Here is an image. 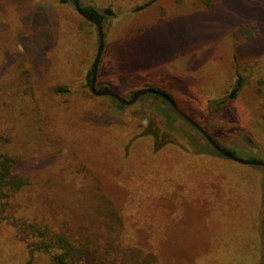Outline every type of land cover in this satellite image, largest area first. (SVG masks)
<instances>
[{
	"label": "rangeland",
	"instance_id": "1",
	"mask_svg": "<svg viewBox=\"0 0 264 264\" xmlns=\"http://www.w3.org/2000/svg\"><path fill=\"white\" fill-rule=\"evenodd\" d=\"M149 1L80 0L101 14L107 8L113 11L102 21L104 47L96 89L108 87L126 99L142 87L165 89L221 146L240 158L264 161V0H221L213 10L198 0L144 5ZM97 42L96 27L76 12L73 0H0V150L22 160L33 181L26 192L30 216L45 217L50 225L65 220L74 231L83 227L80 237L89 249L80 264H102L101 257H110L107 251L113 246L124 264H143L150 255H156L158 264H214L217 245L225 248L219 260L225 255L229 259L226 248L233 231L246 224L247 211L258 217L262 236L263 167H242L220 155L197 129L164 108L174 116L177 139L167 132L166 110L148 94L123 108L108 96L85 100L82 87L90 91L86 71ZM239 76L243 85L231 99ZM60 86L68 93L57 92ZM155 106L161 110L154 115ZM150 127H159V137L177 139L179 150L173 160L151 157L154 169L161 168L168 178L152 173L156 182L139 211L143 220L129 226V240L113 230L116 223L103 225L104 217L94 212L51 206L53 190L45 185L53 179L71 181L87 193L101 182L103 198L123 204L124 190L116 185L112 165L103 155L113 152L110 145L123 146ZM144 143L142 149L147 150L151 142ZM81 163L85 170L79 172ZM146 179L150 183V177ZM158 224L163 230L153 229ZM7 228L0 226V264H28L25 243ZM151 235L157 240L148 242ZM232 251L231 246V256ZM258 251V259L247 262L264 264V244ZM32 264L50 262L35 254Z\"/></svg>",
	"mask_w": 264,
	"mask_h": 264
},
{
	"label": "trees",
	"instance_id": "2",
	"mask_svg": "<svg viewBox=\"0 0 264 264\" xmlns=\"http://www.w3.org/2000/svg\"><path fill=\"white\" fill-rule=\"evenodd\" d=\"M152 1L154 0H150L144 5L149 4ZM220 2L221 0H198L197 4L201 5L206 10H213L218 4H220ZM80 6L84 11L92 10V15L101 18L102 21L103 19L107 18V16H110L113 13L110 8L105 9L104 13L101 14L92 7H84L81 5V3ZM142 7L143 5L138 6V8ZM31 20L34 21V17L31 18ZM252 36L253 35H251V37ZM86 82L87 86H89V69L86 71ZM242 85L243 79L241 76H239L236 81V85L230 91L229 97L231 99L237 96ZM82 88L84 89L82 95L85 97V100L87 99L89 102L97 98L96 96L91 94L89 90H87L86 92L84 86ZM149 88L165 93L178 106L177 100H175L172 97V94L167 90L153 86H150ZM56 90L57 92L65 94L68 93V88L66 87L60 86L57 87ZM148 96L158 100L160 103V107L162 106L163 109L167 108L172 112V114H175L188 125L192 126L172 109L166 99L162 98L160 95H154L151 93H149ZM111 99L117 103V106L119 108L124 107V105L118 103L115 99ZM160 107L155 106L152 110V113H159V110H161ZM171 112H168L167 110L164 111V113L167 115V121L169 122L168 124L170 125L169 127L171 129L167 132L178 139L179 136L176 134L177 130L175 126L173 127L174 116L171 115ZM261 112V118L264 123V104L262 106ZM148 129L132 135L123 144V146H119L116 148V146L113 147L112 145H110L111 148H115L113 149V152L111 154L103 155L104 159L108 160L109 164L112 165L113 179L115 180L116 185L120 186L121 189L124 190L123 192L125 193L126 198L123 204L117 206L115 203H113L112 200L103 198V194H100L101 187L103 185L101 182L95 189V192L90 190L87 193L82 190L78 191V188L74 187V183L71 181L64 183L63 181H57L53 179L45 185L46 188L49 187V190H53L51 196L53 194L54 197L50 199L51 206L53 208L57 207L61 210L71 212H94L98 215L99 219L104 217L102 218L103 225H106V221H109L110 225L112 222L116 223V226L113 227V230L121 232L123 238L125 240H129L131 238L129 226L132 224H136L138 218L143 220V216L139 214V211L145 206L146 202L144 201L147 197L150 196L152 191V184L156 182L152 173L157 177H167V175L164 171L161 170V168L154 169L153 163H151V159L154 158V155H167L168 158L173 160V154L175 153V151L179 150V147L175 144V142H177V139H175V141L171 137H166L167 139L159 137V127H150ZM203 129L210 135L211 138L214 139V141L219 146H221V144L204 127ZM162 136L165 137V134ZM109 138L112 144L115 141L113 135L110 134ZM146 138H150V141ZM202 138L204 139V137ZM68 139H70V137ZM144 142H151L150 144H147V147L148 145H150V147L147 148V150H149L150 152H146L147 150L142 149L143 147H145ZM205 142L208 144L206 140ZM141 143H144L142 147L140 145ZM103 144L107 145L105 142H103ZM208 146L212 150H214L209 144ZM221 147L229 153L234 154L233 151L227 150L223 146ZM2 148L3 147H0V149ZM121 150L122 152H120ZM179 152L188 155L182 150H180ZM145 153H148L149 155L147 156L145 155ZM120 154L123 155L122 164H120L117 160L120 157ZM23 165L24 164L22 160H20L14 154L9 153L5 150H0V226H8L7 229L11 231L14 237L16 236L20 241L23 242V244L25 243L29 254L28 264H32V258L33 256H35V254H42L47 256L50 264H80V262L84 260V256L87 254L86 249H89V244L87 242H83L82 238L80 237L81 232H83L84 228L77 227V230L74 231L72 230L73 228H69L68 223L65 220L56 222L53 221V223L50 225L45 217H43L42 220L33 218L35 216H30V208H28L30 207V205L26 202L28 194L26 192L28 191V189H30L33 181L30 180L29 173L25 171ZM241 166L246 167V165ZM122 168H124V170L126 171L125 173L121 171ZM77 170L79 172L84 171L85 163H81V166L77 167ZM243 173L244 174H242V176H246V181L250 182L251 177L248 176L249 174H247V172ZM125 174L127 177L124 176ZM142 177L145 179L146 177H150V183H147L146 179L145 184H143L145 179H143ZM170 178L175 180L177 179L175 175H172V177ZM134 179L141 180L140 184L137 185L136 183H134ZM240 181L242 183L240 182L238 184L239 190L242 188L243 184V180L241 179ZM247 182L246 184H248ZM159 185L162 186L160 183ZM164 188L167 190V192L170 191V188L168 186L164 185ZM245 216L246 224H244V226L241 227L238 231H233V236L230 239L229 247L226 248L229 259L225 255L224 260H219L220 250H225V248L217 245L216 250H218V252L213 253V260H215L214 264H250L249 262H247L248 259H253V257L258 259V254L260 253V251H258L259 246H262L264 244L263 232L261 236V232L258 228L259 223H257L258 217L254 213L247 211V214ZM161 225L158 224L157 227H154L153 229H156L157 231H159V229L163 230V227ZM126 227H128V229H126ZM160 233L165 236L164 231ZM216 234L217 233H215L214 236ZM93 239L88 242H94L95 239ZM154 239L157 240V238H154V235H151L149 239L147 238V241L150 242ZM95 241L97 242V240ZM231 246L233 249L232 256L228 252V249ZM26 248L25 252L27 253ZM113 248L114 249L112 251H107L110 257L104 258L100 256L102 258V264H124L122 263V258L118 257V254L120 253L117 254V246H113ZM122 256L123 259L126 258L124 257V254ZM155 256L150 255L146 257V259L143 261V264H158Z\"/></svg>",
	"mask_w": 264,
	"mask_h": 264
},
{
	"label": "water",
	"instance_id": "3",
	"mask_svg": "<svg viewBox=\"0 0 264 264\" xmlns=\"http://www.w3.org/2000/svg\"><path fill=\"white\" fill-rule=\"evenodd\" d=\"M74 8L76 12L82 16L85 20L88 22H91L95 27L97 31V46H96V52L94 55V58L92 60V63L90 65V92L95 96H108L113 99H115L118 103L122 105H131L137 99L143 95L146 94H154V95H160L162 98L166 99L169 105L172 107V109L181 116L185 121H187L189 124H191L197 131L204 137V139L208 142V144L220 155L233 160L235 162L244 164V165H252V166H260L264 168V161L262 160H246L243 158H240L234 154L229 153L225 149H223L221 146H219L213 138L210 137V135L203 129V127L196 122L192 117H190L188 114H186L183 110H181L174 101L165 93H162L158 90L149 88V87H142L137 90H135L130 99H126L119 95L117 92L113 91L112 89L108 87H102L100 89H96V76H97V69L98 64L100 62V58L102 55L103 47H104V33L102 29V19L96 16L92 15V10H82L80 6V0H73ZM263 241H264V220H263Z\"/></svg>",
	"mask_w": 264,
	"mask_h": 264
}]
</instances>
